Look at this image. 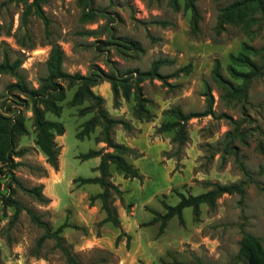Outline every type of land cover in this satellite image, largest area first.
<instances>
[{"label": "rangeland", "instance_id": "rangeland-1", "mask_svg": "<svg viewBox=\"0 0 264 264\" xmlns=\"http://www.w3.org/2000/svg\"><path fill=\"white\" fill-rule=\"evenodd\" d=\"M234 1L195 0L200 14L197 32L184 0H177L176 5L175 0H89V4L46 0L43 10L50 20L48 26L35 13L23 22L26 5L7 3L0 13V64L6 56L11 63L20 62L18 74L29 88L37 89L48 75L47 60L54 45L64 51L63 69L70 74L87 75L98 67L126 79L134 72H148L156 60L171 63L160 68V77L139 85L152 115L146 121L134 117L133 95L128 100L121 97L115 107L109 82L93 87L104 98L110 117L131 124L130 130L113 127L112 139L136 152L124 158L142 176L127 179L114 165L109 167L108 181L119 188L111 198L118 225L103 223L106 215L101 202L90 201L103 192L100 185L78 181L100 176L96 170L100 157L84 160L83 155L90 150L114 153L96 141L101 138L100 125L82 134L85 123L95 115L94 110H82L93 103L72 104L76 88L63 82L66 97L59 103L61 114L46 112L47 119L64 126V133L55 136L60 149L55 170L36 145L31 100L15 86V76L0 74V114L23 117L26 133L17 135L15 146L17 152L27 150L15 157L14 168L0 165V264H66L56 240L39 246L44 230L27 210L14 219L15 208L4 204L2 196H11L24 209L35 211L54 231L67 224L64 244L83 264H245L239 256L243 231L263 239L264 247V78L251 85L244 103H238L228 102L212 77L219 64L229 79L230 56L243 52L244 45L264 48V13L257 14L249 26L227 24L217 32L220 9ZM85 7L95 12L94 21L83 19ZM134 43L138 50L127 48ZM187 66L189 70L184 71ZM208 94L214 100V115L190 119L182 145L173 140L175 130L158 131L175 119L167 113L170 110L204 112ZM229 117L240 123L242 140L234 143L238 156L223 157L226 134L235 128ZM238 161L250 174L242 203L239 195L224 194L213 208L201 205L198 215L186 208L182 219H161L166 207L177 205L182 196L203 194L214 183L246 180ZM38 186L49 202L25 191Z\"/></svg>", "mask_w": 264, "mask_h": 264}, {"label": "trees", "instance_id": "trees-1", "mask_svg": "<svg viewBox=\"0 0 264 264\" xmlns=\"http://www.w3.org/2000/svg\"><path fill=\"white\" fill-rule=\"evenodd\" d=\"M89 4V0H81ZM218 1V0H216ZM8 2H15L18 4L26 5V11L23 14L22 21L26 22L30 13H35L39 18L43 20L46 26L49 25L50 20L46 16L43 5L46 0H7L0 3V13L5 8ZM185 7L190 10L192 14L191 24L194 32L198 31V25L200 21V14L196 6L195 0H184ZM177 0H175V5ZM264 13V0H236L224 8L220 9L217 32L224 31L227 24H241L246 26L253 24L257 14ZM95 12L89 7L83 9V19L88 22L95 20ZM126 46L125 44H123ZM130 50H138L136 43L127 47ZM65 54L59 45H54L51 48L50 56L47 60L48 75L41 80L40 86L35 88H29L24 78L18 74L20 62L11 63L9 57L6 56L4 61L0 64V74L9 73L17 78L16 87L19 91L25 94L30 100L32 105L33 123L36 130V145L40 151L45 155L48 164H50L55 170H58V157L60 149L55 141L56 135H62L64 133V126L60 122L52 121L46 118V112H50L56 116L61 114L62 108L59 105L66 97V89L63 82H66L69 88L75 87V92L72 98V104L82 105L85 102L93 103L92 107L84 108L82 112L95 111V115L85 123V129L82 134L86 135L88 131H91L96 126L102 127L101 138H96L98 143H105L109 148L114 150V153H105L103 150H90L87 154L83 155L84 160L100 157V164L96 168L100 172L99 177L94 178H80L78 181L80 184H98L103 189V192L90 198V201L99 200L101 202V209L105 212V218L103 223L112 222L116 225L119 224V219L116 214V209L112 205V192H119V188L108 181L109 167L114 165L116 170L124 175L127 179H141L139 170L130 164L125 158V154L136 153L134 150L126 147L125 145L115 143L112 139V129L116 125H122L126 130L132 128L131 124L125 120L115 119L108 115L103 107L104 98L93 92V87L99 85L102 81H107L111 84L113 91L114 106L119 105V100L124 97L128 100L131 95L134 96L136 101L134 109V117L139 121H146L150 119L152 115L145 107V100L143 98L142 89L139 86L144 80L148 78L160 77V68L168 63V60H156L152 63V67L148 72H134L131 73L130 78L120 79L114 73H107L101 68L95 67L87 75L80 73L70 74L63 69V62ZM190 66H187L184 71H188ZM230 78H226L221 73V68L217 64L212 72V77L218 84L220 90L224 93L223 97L228 101H236L238 103H244L247 100L248 92L251 85L258 79L264 78V48L255 49L252 46L244 45V51L237 55L231 54L230 63L227 66ZM133 74H136L134 78V84L131 82ZM122 87V92L120 90ZM134 90L133 94L131 90ZM207 101V108L202 113L195 114H183L178 108L167 112L175 117L174 120H169L161 125L159 132H167L175 130L176 134L173 138L174 142L178 145H182L187 139V132L185 129L186 123L195 117L214 115L213 112V97L211 94ZM228 117V116H225ZM231 123L235 126L232 132L226 134V145L224 148V156L227 154H233L238 156V152L234 143L236 140H242L240 133V123L229 117ZM26 128L24 120L21 115H5L0 114V165L14 168L17 163L14 161L18 155L26 153V149L19 152L16 151L15 141L17 135L25 134ZM238 166L246 177V180H241L236 183L222 185L220 183H214L211 185V189L203 194L196 196H182L180 201L175 206H167V213L161 217L166 222L167 220L178 217L183 218V211L186 208H193L195 215L199 214L201 205H208L213 208L219 199L224 194H237L240 197L242 203L246 189L249 185L250 174L246 170L244 164L238 161ZM14 181L21 184L14 178ZM25 189V188H23ZM41 186L25 189L28 193H31L41 202H49L47 198L40 192ZM2 201L7 206L15 208L14 219L23 210H27L31 220L40 228L44 230V234L40 237L38 244L41 246L49 239L56 240V247L60 249L65 257L66 264H83L79 261L64 244V238L62 233L67 227L64 224L57 228L55 231L51 225L42 219L35 211L31 209H24L16 200L11 196H2ZM240 241L239 256L244 259L245 264H264V247L263 239L254 236L250 233L243 231ZM166 264H187L182 262H172Z\"/></svg>", "mask_w": 264, "mask_h": 264}]
</instances>
